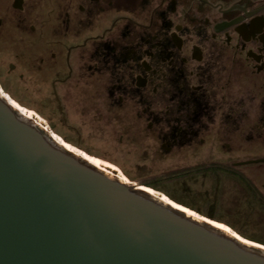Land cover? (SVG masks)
Listing matches in <instances>:
<instances>
[{
  "label": "flooded vegetation",
  "instance_id": "flooded-vegetation-1",
  "mask_svg": "<svg viewBox=\"0 0 264 264\" xmlns=\"http://www.w3.org/2000/svg\"><path fill=\"white\" fill-rule=\"evenodd\" d=\"M0 79L65 122L106 105L186 178L263 169L264 0H0Z\"/></svg>",
  "mask_w": 264,
  "mask_h": 264
},
{
  "label": "water",
  "instance_id": "water-1",
  "mask_svg": "<svg viewBox=\"0 0 264 264\" xmlns=\"http://www.w3.org/2000/svg\"><path fill=\"white\" fill-rule=\"evenodd\" d=\"M0 264H264V246L66 147L0 91Z\"/></svg>",
  "mask_w": 264,
  "mask_h": 264
},
{
  "label": "rangeland",
  "instance_id": "rangeland-1",
  "mask_svg": "<svg viewBox=\"0 0 264 264\" xmlns=\"http://www.w3.org/2000/svg\"><path fill=\"white\" fill-rule=\"evenodd\" d=\"M4 88L12 104L39 115L40 122L47 124L66 147L116 170L125 180L144 186L264 246V165L263 169L253 168L249 172L248 182L210 172L186 178L179 173L180 156L160 147L163 139L145 140L137 133L139 131L134 136L128 134L131 127L112 120L106 105L101 110L91 106L85 113L78 95H75L74 104L67 97L69 122H65L53 109L49 96L43 100L39 93L21 92L19 87L7 82ZM154 117L163 127L162 119L167 117L164 110L156 109ZM123 132L127 136L120 140Z\"/></svg>",
  "mask_w": 264,
  "mask_h": 264
},
{
  "label": "trees",
  "instance_id": "trees-1",
  "mask_svg": "<svg viewBox=\"0 0 264 264\" xmlns=\"http://www.w3.org/2000/svg\"><path fill=\"white\" fill-rule=\"evenodd\" d=\"M19 102V101H18ZM22 104V103H21ZM18 108V107H17ZM18 109H20V108H18ZM22 112H24V113H31V112H29V111H27V110H22V109H20ZM38 121H40V119H38L37 118V116L34 114V113H31ZM43 125L52 133V131L50 130V128L47 126V124H45V123H43ZM53 134V133H52ZM102 165V164H101ZM111 169V168H110ZM118 173V172H117ZM118 175L120 176V177H122L119 173H118ZM133 183V182H132Z\"/></svg>",
  "mask_w": 264,
  "mask_h": 264
},
{
  "label": "bare ground",
  "instance_id": "bare-ground-1",
  "mask_svg": "<svg viewBox=\"0 0 264 264\" xmlns=\"http://www.w3.org/2000/svg\"><path fill=\"white\" fill-rule=\"evenodd\" d=\"M0 91H1V89H0ZM2 92V91H1ZM3 94V93H2ZM4 95V94H3ZM15 106V105H14ZM16 107V106H15ZM26 115H29V116H31L29 113H25ZM32 117V116H31ZM51 133V132H50ZM52 134V133H51ZM53 135V134H52ZM54 136V135H53ZM55 137V136H54ZM57 138V137H56ZM58 139V138H57ZM59 140V139H58ZM79 153V152H78ZM97 164H99V163H97ZM99 165H101V164H99ZM122 179H124L123 177H121Z\"/></svg>",
  "mask_w": 264,
  "mask_h": 264
}]
</instances>
